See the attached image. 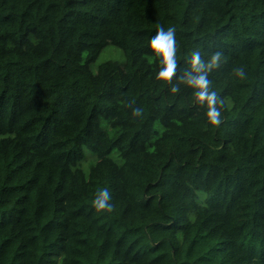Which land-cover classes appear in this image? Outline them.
<instances>
[{
  "label": "trees",
  "instance_id": "trees-1",
  "mask_svg": "<svg viewBox=\"0 0 264 264\" xmlns=\"http://www.w3.org/2000/svg\"><path fill=\"white\" fill-rule=\"evenodd\" d=\"M193 50L222 53L218 125L178 79ZM0 264H264V0H0Z\"/></svg>",
  "mask_w": 264,
  "mask_h": 264
},
{
  "label": "clouds",
  "instance_id": "clouds-1",
  "mask_svg": "<svg viewBox=\"0 0 264 264\" xmlns=\"http://www.w3.org/2000/svg\"><path fill=\"white\" fill-rule=\"evenodd\" d=\"M149 48L153 55L157 57L159 69L156 72V79L164 83H171L172 78L177 70V42L175 30L169 26L167 29L158 27L149 40ZM222 53L214 52L207 61L201 58L199 50L191 52L189 68L185 71L184 77H178L188 87L194 90L196 103L206 109L205 116L210 124L218 125L221 122L220 108L218 104L223 101L218 98L214 90H210V81L208 73L211 68L218 65L221 60ZM235 75L243 79L246 77V72L243 66L234 69ZM170 91L175 93L178 88L172 84ZM108 188H101L95 195L92 204L96 210H111L112 204Z\"/></svg>",
  "mask_w": 264,
  "mask_h": 264
},
{
  "label": "rangeland",
  "instance_id": "rangeland-1",
  "mask_svg": "<svg viewBox=\"0 0 264 264\" xmlns=\"http://www.w3.org/2000/svg\"><path fill=\"white\" fill-rule=\"evenodd\" d=\"M123 55H124L123 51L120 48L113 46V45H107L100 51L95 62L91 64V69L94 70L98 63L105 61V60L122 61ZM113 158L116 161H119V159L117 160V158L114 155H113ZM94 160H95V155L92 153L86 152L84 158H82L79 161L78 165L82 169L87 170L90 162H93ZM198 197H199V200L202 202V200L204 199V195H202L201 193H198Z\"/></svg>",
  "mask_w": 264,
  "mask_h": 264
}]
</instances>
